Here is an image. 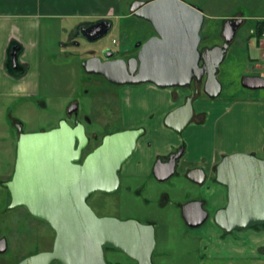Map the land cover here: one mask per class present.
Masks as SVG:
<instances>
[{
  "label": "water",
  "instance_id": "95a60500",
  "mask_svg": "<svg viewBox=\"0 0 264 264\" xmlns=\"http://www.w3.org/2000/svg\"><path fill=\"white\" fill-rule=\"evenodd\" d=\"M132 15L149 22L154 34L138 42L135 55L124 59L102 60L91 54L82 62L84 71L99 75L114 85L152 84L158 88H185L193 79L201 82L202 92L216 98L222 85L217 75L243 18L229 17L222 24L223 43L200 50L201 29L205 15L196 5L185 0H135L130 4ZM112 23L100 19L82 27L85 39L94 41L106 35ZM114 52H107V57ZM16 52L12 53L15 66ZM243 87L264 89L261 75H243ZM190 94L183 104L169 111L164 125L182 132L193 119ZM77 103L68 113L77 111ZM16 158L11 178L3 185L10 201L7 209L23 206L28 213L49 224L54 231L50 250L22 259L19 264H107L104 247L125 253L137 264H152L155 229L136 219L121 220L98 216L87 202L95 192L112 194L119 186V171L133 153L143 128H126L105 134L88 153L84 124L72 125L65 118L50 130L24 132L18 125ZM176 162L157 159L152 174L165 181L175 174ZM215 181L226 189V203L217 209L213 220L226 232L245 230L264 224V158L251 153L223 155L214 166ZM186 177L202 184L201 168L187 171ZM200 201L181 206L182 217L192 225L207 218ZM193 216V217H192ZM193 222V223H192ZM6 249L0 240V252Z\"/></svg>",
  "mask_w": 264,
  "mask_h": 264
},
{
  "label": "rangeland",
  "instance_id": "374dc122",
  "mask_svg": "<svg viewBox=\"0 0 264 264\" xmlns=\"http://www.w3.org/2000/svg\"><path fill=\"white\" fill-rule=\"evenodd\" d=\"M133 1L135 0H123L125 15L113 20V25L106 35L94 41L78 36L77 40L80 44L77 47L78 55L72 54L67 58L62 56L58 58L59 60L56 59L57 67L65 68H69L65 63L70 59L68 64L71 63L76 70L73 83L70 84V91L76 90L72 98L46 100V108L38 106L36 100L32 101L34 105L31 104L32 102L18 99L3 102L5 106L0 108V177L7 176L13 170L18 124L24 132H36L56 127L62 118L71 123L72 115L67 112L68 107L72 103H77V116L84 124L89 139L83 151L85 154L100 143L105 133L115 132L126 126L121 116L122 99L120 97L122 96L120 95L124 87L126 90L139 89L144 84L123 87L111 84L99 75L86 73L82 67L81 58L90 51L100 54L107 48L115 52H126L125 55L128 56L135 51L134 48L138 42H143L154 34L149 22L128 14ZM186 1L198 6L205 15L200 32L203 40L201 44L221 43L222 24L225 19L233 15L264 14V0ZM42 22L44 25L52 24L50 29L44 27V35L47 45L50 42L49 46L56 48L54 46H57L59 36L65 41L70 37L68 33L64 35L62 27L69 28L75 22H79V19H46V22ZM254 22L253 19L246 20L238 31L237 38L230 44L227 55L219 67L217 78L222 85V93L215 99L209 100L200 96L198 101L212 110L211 115L207 117L210 120L223 116L219 125L217 124L218 130L222 127V134L218 132L215 140L218 151L224 150L226 155L254 150L256 156L264 158V89L252 90L241 84L243 75L258 74L264 77V60L259 57L258 41L253 37L252 43L246 46V42L241 37L244 29L246 31ZM57 24L60 26L58 27ZM167 91L173 94V99H177L179 94L184 97L188 90L169 88ZM157 103L159 107L162 105L161 101L151 102L152 111L148 110L147 114H143L142 110L135 111L133 108L130 119H142L151 115L154 111L156 112ZM208 105L211 106L208 107ZM204 114L200 117L202 119L198 124L206 120L207 115ZM84 116L89 121L84 120ZM194 123L196 121L191 124ZM185 172L178 170V173L165 181H158L152 174L142 176H120L119 174L120 182L116 193L95 192L89 196L87 202L98 216L121 219L134 217L141 221L144 219L151 221L154 225L156 240L154 264H193L197 256L190 251L193 245L204 240V237L218 235V230L209 221L215 208L224 204L226 193L224 191L218 193L214 196L215 201H211L213 199L211 195H214L213 186L196 184L186 177ZM4 179L2 178L0 182ZM196 198L208 200L210 218L200 229L190 230L185 224L179 205ZM8 204L9 196L4 195V192L0 190V239L3 238L6 243L5 251L0 252V264H19L22 259L30 255L50 250L54 242V231L49 224L32 217L23 206L7 209ZM238 234L247 238L244 243H240L238 249H235L239 255L247 250V246L250 247L251 244L246 243L247 240L255 245H264V230H251ZM192 235H195L198 241L193 240ZM255 245L252 250H247L254 255L249 261H245L241 256L243 259H239L237 263L230 260L225 264H264V258L257 255ZM114 257L119 258L120 261L125 260L121 254H107L106 260L107 258L115 259Z\"/></svg>",
  "mask_w": 264,
  "mask_h": 264
},
{
  "label": "crops",
  "instance_id": "0c3cea01",
  "mask_svg": "<svg viewBox=\"0 0 264 264\" xmlns=\"http://www.w3.org/2000/svg\"><path fill=\"white\" fill-rule=\"evenodd\" d=\"M124 13L123 0H0V108L5 106L4 101L16 99L28 103L36 100L38 106L46 108V100L72 98L76 90L70 91V84L73 83L76 70L71 63L68 64L70 59L65 63L69 68L57 67L58 58L78 55L77 47L80 44L77 40L79 36L77 32L80 28L100 19H108L113 25V20L125 15ZM128 14L132 15L130 11ZM232 17L243 18L234 40L247 19L255 20L254 24L248 27L253 30L257 21L264 20V14L255 16L237 14ZM66 18L79 19V22H75L69 28L63 26L62 31L64 35L68 33L69 39L65 41L59 36L58 44L54 46L56 48L50 47L49 41L47 45L44 27L50 29L52 24L44 25L42 21ZM246 31L244 29L241 36L243 39ZM254 36L250 35L244 39L246 46L252 43ZM255 40L258 41L259 57L264 60V41L261 36L258 39L255 37ZM14 51L15 66L12 62ZM87 57V55L83 56L81 61L83 62ZM124 88L121 95V115L124 124L126 127L144 126L148 133L139 139L133 156L122 165L123 174L140 176L151 174L156 157L166 154L181 140L184 141L185 156L180 171H187L198 165L206 167L215 165L225 155L224 150H217L215 142L217 133L222 134V127L218 130L217 124L219 125L223 116L215 117L213 121L207 118L212 110L206 108L205 104H200L198 99L193 102L194 114H199L196 123L190 124L184 134L179 135L160 121L163 122L167 111L181 103L183 95L179 94L174 100L173 94L167 89L161 90L145 84L139 89ZM157 101H161L162 105L159 107L157 103L152 119L148 118L149 115L142 119H130L133 108L135 111L142 110L143 114H147L148 110L152 111L150 103ZM203 114L207 115L206 120L198 124ZM245 152L256 155L254 150ZM204 184H210L214 188L211 201H215L214 196L218 193L222 191L226 193L225 187L218 183L207 180Z\"/></svg>",
  "mask_w": 264,
  "mask_h": 264
},
{
  "label": "flooded vegetation",
  "instance_id": "af4514ba",
  "mask_svg": "<svg viewBox=\"0 0 264 264\" xmlns=\"http://www.w3.org/2000/svg\"><path fill=\"white\" fill-rule=\"evenodd\" d=\"M255 31H256L255 29L254 30L253 29H247L246 33H244L245 34L244 35V39H247L250 35H253V36L255 35L254 36V38H255L256 37V32ZM77 34H79V36H83L82 35V28H80V30H78ZM221 38H222V42L219 43V44H201L202 41H203L201 39V43H200V46H199L200 50L203 49V48H211V47H213L215 45H221L223 43V41H224L223 40V37H222V34H221ZM233 40L231 41L230 44H232ZM138 48H139V46L138 47L136 46V48H134L135 51L131 55H128V56L125 55L126 52H122V53L121 52H115L113 49H110V48L103 49L100 52V54H96L95 52H94V54L97 55V56H99L102 60L114 59V58H117V57H122L124 59H127L128 57L135 55V53L137 52ZM107 52H114V53H113V55L107 57V55H106ZM90 55L91 54H89V52H88L87 53V56L89 57ZM248 75H258V74H248ZM100 77H102V76H100ZM103 79H105V78H103ZM202 81H203V79H202ZM202 81L201 82H197L195 79H193L190 86H187L185 88H181L183 90L186 89L188 91H187L186 94H184V97H182L181 103L179 105H181V104L184 103L185 98L187 96H189L190 94H194L196 91H197V94H195L194 100L199 99L200 96H204L208 100L209 99H215V98H209L206 94H204L202 92ZM144 84H148V83H144ZM139 85H141V84H139ZM149 85L152 86V84H149ZM119 86L123 87V86H127V85H119ZM131 86H134V85H131ZM222 90H223V88H221L220 94L222 93ZM120 99H122V98L120 97ZM194 100H193V102H194ZM120 105H121V103H120ZM179 105H177V106H179ZM174 108L175 107H173L172 109H174ZM172 109H170L169 111H171ZM169 111H167V113ZM167 113H165V115L163 117V121H164V118H165V116H166ZM71 115H72L71 124L73 125L76 120H79V117L77 116V111L72 112ZM198 115L197 114H193V119L190 121L189 124H191L193 121H196L198 119ZM153 116H154V114L152 113L151 115H149L148 118H151L152 119ZM84 120L89 121L86 117H85ZM188 125L186 126V128L188 127ZM139 127H142L144 131H143V134L138 138V140H137V143H138L139 139L141 137L145 136L148 133V130H147L146 127L141 126V125L134 126V127H126L125 126L124 128H122L120 130H123V129H126V128H139ZM183 131L180 132L179 135H181L183 133ZM110 133H112V132H110ZM18 134H19V132H18ZM105 134H108V133H105ZM137 143H136L135 149H134V151H133V153L131 154L130 157H132L133 154H134V152L136 151V149H137ZM184 156H185V145H184V141L181 140L177 146L172 147L166 154L158 155L156 157L155 161L157 159H160L163 162H167V161H169L170 157L173 158V159H175V162H176V171H175V174H176V173H178V170L181 168V165H182V161H183ZM215 165H209L208 167L202 166V165H198V166L191 167V169H193V168H201L204 171V173H205V180L200 185H203L207 180H209L212 183H216L217 184V182L215 181V174H214V166ZM207 168H209V169H207ZM188 170H190V169H188ZM13 171H14V167H13V170L11 171L10 174H8L5 177H0V180H2V178H5L3 181L0 182V190H2L4 192V195H8L9 196V201H10V194H9L8 189L3 185V183L6 182V181H8L11 178V176L13 174ZM187 171L185 173H187ZM119 174H120V176H125V174H123V172H122V167H121V170L119 171ZM151 174H152V172H151ZM119 182H120V177H119ZM116 192H117V190H116ZM116 192H114V193H116ZM191 201H200L202 203L201 206L207 212V218L203 222H201L200 224H198V225H192L191 223H189V222H187L185 220L184 221H185V224L189 227L190 230L191 229L192 230L200 229L201 227H203L208 222V220L210 218V211H209V208H208V205H207L208 200H205L203 198H196V199H192V200H190L188 202H191ZM225 203H226V194H225V202H224V204L217 206L215 208V211L217 209L223 207L225 205ZM183 204H185V203H183ZM183 204H180L179 205L180 210H181V206ZM215 211H214V213H215ZM214 213H213V215H214ZM213 215H212L211 220L209 221V223H211L213 225V227L218 230V233H217L218 235L217 236H213V237H204V240H202V241H198V239L196 238V236L195 235H192L193 240H197L198 241L197 244H194L193 245V248H191V250H190L192 253H195V255L197 254V256H195L196 258H195V262L193 264H225L227 262H230V260H232L233 262L237 263V261L239 259L241 260V259L244 258L245 261H249L251 259V257H254V255L251 252L247 251L248 249H251L252 250L253 249L252 247L255 245V243L250 242V240H247L246 241V243L249 242V244H251V245H250V247L247 246V248H246L247 250L244 253L242 252L239 255L238 253L235 252V249L236 248L238 249V246H240V243H242V242L244 243L245 240L247 239L245 236H243V235L241 236L238 233H240V232H246V231H251V230L252 231H257L258 229L256 230V228H253L252 227V228L245 229V230H233L231 232H226V231H224L223 229H221L219 226H217L215 224V222L213 220ZM130 218L131 219H136V220H138L139 222H141L143 224H152L151 221H149V220L144 219L143 221H141L138 218H134V217L124 218V219L119 218V219L125 220V219H130ZM260 229L261 230H264V228H260ZM212 238H213V240H211ZM155 243H156V240H155ZM255 246H256L255 250L257 252V255L260 256V257H262V258H264V245L258 244V245H255ZM154 250H155V247H154ZM154 250H153V253H152V256H151V262H152V264H154L153 263ZM103 251H104V258H105V261H106L107 264H137V262L135 260L129 258L125 253H123L122 251H120L118 249L110 248V247H104L103 248ZM107 254H119V255L121 254V255L124 256L125 260L124 261H120V260H118L119 258H117V257H114L115 259H112V260L107 258V260H106ZM241 256H243V258Z\"/></svg>",
  "mask_w": 264,
  "mask_h": 264
},
{
  "label": "trees",
  "instance_id": "16d2710c",
  "mask_svg": "<svg viewBox=\"0 0 264 264\" xmlns=\"http://www.w3.org/2000/svg\"><path fill=\"white\" fill-rule=\"evenodd\" d=\"M254 29L256 30L255 32H256L257 39L260 38V36L262 35V33L264 31V20L263 21H257ZM253 228H256V229L264 228V224L254 226Z\"/></svg>",
  "mask_w": 264,
  "mask_h": 264
},
{
  "label": "built area",
  "instance_id": "2783aa9c",
  "mask_svg": "<svg viewBox=\"0 0 264 264\" xmlns=\"http://www.w3.org/2000/svg\"><path fill=\"white\" fill-rule=\"evenodd\" d=\"M261 38H262V40L264 41V31H263V33H262V35H261Z\"/></svg>",
  "mask_w": 264,
  "mask_h": 264
}]
</instances>
